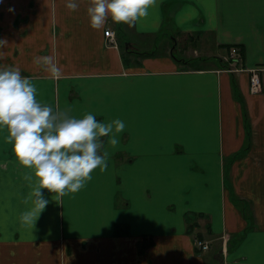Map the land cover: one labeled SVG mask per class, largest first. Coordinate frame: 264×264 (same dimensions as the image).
I'll return each mask as SVG.
<instances>
[{
  "label": "crops",
  "instance_id": "crops-1",
  "mask_svg": "<svg viewBox=\"0 0 264 264\" xmlns=\"http://www.w3.org/2000/svg\"><path fill=\"white\" fill-rule=\"evenodd\" d=\"M1 1L12 65L37 98L125 128L114 147L101 138L108 167L86 186L56 200L43 190L49 203L35 225L19 219L31 206V170L9 143L0 264H264V0H156L136 22L109 17L101 29L89 25V0L75 10L65 0ZM149 40L161 54L143 47ZM180 40L196 48L181 45L178 58ZM233 45L238 62H225ZM42 55L59 75L33 63ZM253 67L259 94L249 92ZM196 239L209 249L196 250Z\"/></svg>",
  "mask_w": 264,
  "mask_h": 264
},
{
  "label": "clouds",
  "instance_id": "clouds-1",
  "mask_svg": "<svg viewBox=\"0 0 264 264\" xmlns=\"http://www.w3.org/2000/svg\"><path fill=\"white\" fill-rule=\"evenodd\" d=\"M156 0H89L87 15L93 29H101L110 17L115 23L132 24L148 15ZM75 10L79 0H65ZM3 41V40H0ZM33 63L51 75L61 68L51 55L36 56ZM37 87L20 67L0 62V130L7 129L3 139L11 144L17 163L31 170L25 178L31 188L26 200L31 206L19 216L22 223L34 224L49 203L47 189L56 200L65 193H75L86 186L96 168L104 171L110 156L109 146L119 143L118 134L125 122L117 117L99 120L93 112L82 116L68 111H54L49 103L37 98Z\"/></svg>",
  "mask_w": 264,
  "mask_h": 264
},
{
  "label": "rangeland",
  "instance_id": "rangeland-1",
  "mask_svg": "<svg viewBox=\"0 0 264 264\" xmlns=\"http://www.w3.org/2000/svg\"><path fill=\"white\" fill-rule=\"evenodd\" d=\"M7 5H5V3H3L1 0H0V40H3V41H0V62L4 63V64H12V60L11 58L15 57V56H11L9 55V27L11 28V26H9V9L6 8ZM14 28H18L19 31H20V25H17V26H13ZM164 32V31H163ZM170 36V35H169ZM168 43V42H167ZM143 44H146L145 46L143 47H148L149 50H152V51H156V54H161L162 52V45L161 43L158 44L157 48H156V45H154V41H147L146 43H143ZM181 45H184V50H186L187 48L191 49V48H196V45H194V42H190V41H187V42H182L180 40V43L179 45L177 46L178 48H176L177 51H175V53H173L176 57H182L181 53L180 52V49L182 48ZM172 47V43L169 44V48ZM179 50V52H178ZM198 54H201L199 53V49L195 50ZM11 53V52H10ZM202 55H200L201 57ZM219 59V62L222 60H224V58ZM225 61V60H224ZM223 63V62H222ZM222 66V65H221ZM223 67V66H222ZM226 71V66L224 65L223 67ZM242 71V70H241ZM238 72V71H237ZM24 75V74H23ZM27 76V75H25ZM7 135V129H4V130H0V155H7V153L9 152V142L5 141L3 139L4 136Z\"/></svg>",
  "mask_w": 264,
  "mask_h": 264
},
{
  "label": "built area",
  "instance_id": "built-area-1",
  "mask_svg": "<svg viewBox=\"0 0 264 264\" xmlns=\"http://www.w3.org/2000/svg\"><path fill=\"white\" fill-rule=\"evenodd\" d=\"M104 36L107 39V41L113 45L116 44V38L114 35V32L112 30H105L104 31ZM239 59V51L237 47H231L229 50L225 62H231V63H236L238 62ZM242 69L234 67V68H226L227 72H237L241 71ZM248 72L250 73L249 77V92L251 94H259L261 90V79L259 76V69L253 67L248 69ZM195 248L199 251H207L209 249V245L207 242H204L202 240L196 239L194 241Z\"/></svg>",
  "mask_w": 264,
  "mask_h": 264
},
{
  "label": "trees",
  "instance_id": "trees-1",
  "mask_svg": "<svg viewBox=\"0 0 264 264\" xmlns=\"http://www.w3.org/2000/svg\"><path fill=\"white\" fill-rule=\"evenodd\" d=\"M231 47H237V46H231ZM231 47H229V50L231 49ZM240 51V50H239ZM222 64V61H220V65Z\"/></svg>",
  "mask_w": 264,
  "mask_h": 264
}]
</instances>
